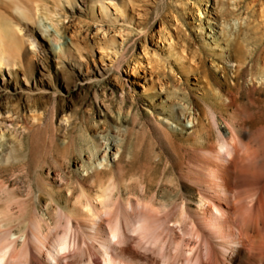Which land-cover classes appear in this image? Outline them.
<instances>
[{
	"label": "rangeland",
	"instance_id": "rangeland-1",
	"mask_svg": "<svg viewBox=\"0 0 264 264\" xmlns=\"http://www.w3.org/2000/svg\"><path fill=\"white\" fill-rule=\"evenodd\" d=\"M116 2L126 6L130 21L124 38L113 25L115 9L111 19L90 0L66 6L72 56L59 60L52 53L46 67L40 66L45 56L35 60L36 80L46 91H30L22 73L18 80L8 77L0 88V110L13 125L27 128L0 142V244L16 247L8 264H89L90 253L108 245L117 222L119 241L113 239L110 247L118 262L163 264L144 248L151 244L140 233L125 230L121 221L127 218L124 200L138 201L149 178L159 181L162 176L166 163L161 165L157 155L173 161L179 127L191 125L186 117L190 99L202 95L196 76L187 72L190 61L182 69L171 55L184 48L202 51L210 68L227 62L222 58L227 56L224 37L245 38L249 50L264 40V0ZM17 15L7 13L5 19L22 24L23 35L36 33L43 47L51 48L43 36L52 27L41 11L37 17L29 9L21 15L30 19V27ZM101 21L109 33L97 31ZM35 110L43 112L36 121ZM64 115L68 127L60 124ZM99 161H105L107 172L85 179L87 168ZM110 188L115 200L107 208L102 200ZM156 193L155 187L147 198ZM59 222L62 226L52 230ZM65 236L67 252L49 261L48 250Z\"/></svg>",
	"mask_w": 264,
	"mask_h": 264
},
{
	"label": "bare ground",
	"instance_id": "bare-ground-1",
	"mask_svg": "<svg viewBox=\"0 0 264 264\" xmlns=\"http://www.w3.org/2000/svg\"><path fill=\"white\" fill-rule=\"evenodd\" d=\"M80 1L83 0H0V88L8 77L18 80L22 73L25 84H31L30 91H46L36 80L39 69L35 60L45 56L40 66L46 67L52 53L59 60L72 56L73 38L66 34L71 19L65 8L77 7ZM90 2L103 10L106 18L112 19L111 9H115L113 25L124 38L122 31L131 28L126 6L116 0ZM26 9L34 12L35 17L41 11L50 21L52 29H47L43 39L51 42V48H44L36 33L23 35L22 24L6 21L7 13L14 12L30 27V19L21 16ZM96 29L109 33L102 21ZM168 41L172 48V38ZM223 42L227 56L222 58L227 62L210 68L202 51L184 48L171 55L182 69L190 61L187 72L196 76L202 95L190 99L186 117L191 125L182 123L179 127L173 161L170 163L164 153L157 155L161 165L166 163L159 181L149 178L138 201L124 200V229L135 235L140 233L146 244H151L144 248L153 250L163 264H264V40H258L250 50L247 40L239 35L224 37ZM124 44L122 39L123 48ZM80 59H84L82 54ZM98 74H102L100 69ZM41 115L40 110L32 112L34 121ZM60 124L68 127L70 119L64 115ZM26 129L13 125L0 110V142L11 135H21ZM118 154L121 156L120 151ZM105 161L87 168L85 179L107 172ZM155 187L157 193L149 200L147 197ZM104 195L103 206H114L111 188ZM119 223L111 227L112 236L106 238L108 245L90 253L89 264H95V260L102 264H126L118 262L110 247L113 239L119 241ZM168 223H174L173 227ZM61 226L59 222L52 230ZM11 238L17 237L13 234ZM67 249L65 236L48 250V260L57 261ZM15 251L14 245L0 244V264H8Z\"/></svg>",
	"mask_w": 264,
	"mask_h": 264
}]
</instances>
